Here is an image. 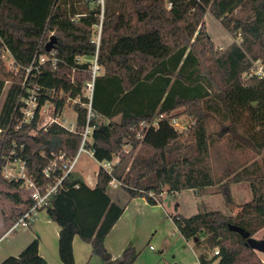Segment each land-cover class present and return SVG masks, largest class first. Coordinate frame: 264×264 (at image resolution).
I'll return each mask as SVG.
<instances>
[{
    "label": "trees",
    "instance_id": "obj_1",
    "mask_svg": "<svg viewBox=\"0 0 264 264\" xmlns=\"http://www.w3.org/2000/svg\"><path fill=\"white\" fill-rule=\"evenodd\" d=\"M122 1L104 0L101 8L92 0H0V51L7 48L19 67L13 74L0 59V97L4 91L0 192L12 202L3 223L11 228L34 206L19 182L1 174L5 157L12 152V158L23 159L27 173L45 187L60 174L49 164L52 154L72 157L80 143L78 131L86 122V107L74 104L75 132L57 123L43 127L37 116L20 124L24 103L19 97L36 84L44 93L41 102L52 90L80 95V102H86L81 90L85 80L92 78L91 63L78 59L96 53L103 74L93 78L90 123L94 128L88 147L97 161L115 156L118 161L110 174L98 170L93 187L78 174L68 173L39 209H45L59 228L61 264H74L75 235L90 244L91 254L103 264L135 262L137 252L132 246L116 259L104 246L105 236L123 211L108 195L112 178L121 181L119 187L129 198L144 197L150 203H155L150 193L159 195L164 189L201 191L222 181L226 187L248 181L253 198L234 217L208 210L187 217L174 215L172 220L185 239L204 236L196 244L199 264H264L245 238L227 226L238 225L249 236L264 228V75L247 76L257 61L264 70V0H131V11H123ZM207 12L234 36L224 48L213 44L204 22ZM50 35L56 40L46 51ZM40 56L48 60L40 62ZM150 84L158 90L153 104L135 105L130 99L118 106L120 97ZM52 100L55 114L67 99ZM179 108L177 114L189 116L192 122L180 131L170 123L177 116L172 112ZM116 115H120L118 122L98 121ZM159 115L163 118L156 127H140ZM46 166L49 177L42 174ZM225 190H221L225 204L231 206ZM215 249L218 253L210 256L207 251ZM36 250L34 239L19 257H9L2 264H46Z\"/></svg>",
    "mask_w": 264,
    "mask_h": 264
},
{
    "label": "rangeland",
    "instance_id": "obj_2",
    "mask_svg": "<svg viewBox=\"0 0 264 264\" xmlns=\"http://www.w3.org/2000/svg\"><path fill=\"white\" fill-rule=\"evenodd\" d=\"M92 1L99 3L101 8H103L104 0ZM122 3L123 11L132 10L131 0H123ZM204 22L212 41L217 43L218 45L224 46L227 43L229 44L234 39V36L230 35L223 28L221 23L213 16H211V14H209L208 12L204 15ZM99 31L100 29L99 27H97L96 34L99 33ZM48 40L49 38L47 39V41ZM215 43H213L215 48L220 49L219 46L215 45ZM1 61L6 70L11 71L13 74H17L19 67H7V65L12 63L8 55L5 56V60ZM25 71V74L27 75L28 69H26ZM97 73L98 75H102L103 67H100ZM89 81L90 80H85L84 85ZM82 90L83 92H86V89H84V87L82 88ZM3 94L4 91L2 92V95L0 97V103L3 100ZM157 95V88L153 85L151 86V84L138 86L136 90L130 92V94L128 93L120 97L118 106L130 102V99L132 100V102L134 101L135 105H151L153 104V101L155 100ZM180 111L181 108L174 110L172 113L177 114ZM76 116L77 112L73 108L72 103H68L66 101L63 112L60 115V119L64 120L66 125L72 123V125L74 126V123L76 122ZM175 117L177 125L176 128L178 129V131L186 129L192 123L191 118L187 115L177 114V116ZM119 119L120 115H116L111 119L98 117L99 122H108L109 120L118 122ZM140 127H142L141 123ZM137 130H140V128L138 127ZM184 138H187V132L184 134ZM123 148L128 149L129 145H124ZM16 166L17 163L15 162L11 164V167H13V169H15ZM97 169V162L87 153L82 152L79 155L75 169L72 172L78 174L83 179L88 180L89 176L93 179L95 178L94 172ZM86 176H88V178ZM226 185L227 187L225 186V182L222 181L220 184L206 187V189L202 191L203 193L201 191H197L199 192V196L203 194L204 196L194 199V202H191L189 192H184L179 196L171 198H167L165 195L162 197V205L164 206L163 209L169 210L170 207L175 205L177 212L185 216H190L192 214H195L196 212L213 209L222 211L227 217H234L237 213H241L242 205L253 198V190L251 188V184L248 181L234 182ZM117 189L121 188L117 186ZM223 189H226L225 192L230 195V199L232 200L233 205H236L238 207V210H235L236 207L233 205L226 206L224 198L225 195L221 191ZM11 206V199L7 198L5 194L0 192V224L4 225L3 229L2 226L0 228V237L2 239L0 241V259L5 258L10 254L13 255L19 252V248L21 247H17L16 242L20 239L25 240L27 238L26 240H28L29 235H32L31 232L35 236H38L39 239L41 236V238L45 240L47 246H50L51 242L53 240L55 241V238L57 241L58 226L51 219L47 221L46 219L49 218L48 216H45L47 214H44V212H40L39 214L38 212H35V214L32 216L33 220L35 221L33 223V227L36 226L35 228L22 230L21 226H18L15 231L11 232L6 237H2V232L9 226L3 223V217L5 215H9ZM141 210L143 212L141 214V218H139L141 219V222H138L137 228L134 222V226L131 225V227H129V230L127 231V236L131 238L128 243H130V246H132L133 249L138 252V256L133 264H197V260L194 257V252H196V250H191V246L184 240L181 234H179L176 227L172 224L171 220H169V217L165 215V212H163L161 208H158V210H144L142 208ZM170 211L172 212L173 208H171ZM172 231L175 232V235L173 236H171ZM253 237L256 239L264 238V230L255 233ZM33 238L34 237H32V239ZM150 247H152L153 249H151ZM256 253L260 260L264 263V252L258 251ZM208 254L210 256L213 255L211 251H209ZM217 260L218 259H216L215 261Z\"/></svg>",
    "mask_w": 264,
    "mask_h": 264
},
{
    "label": "built area",
    "instance_id": "obj_3",
    "mask_svg": "<svg viewBox=\"0 0 264 264\" xmlns=\"http://www.w3.org/2000/svg\"><path fill=\"white\" fill-rule=\"evenodd\" d=\"M170 6V4H168ZM100 28V26H99ZM99 33L95 36L94 42L96 45H98L99 42ZM8 55L12 61L7 67H14L16 64L14 63V60L7 48H2L0 51V59L5 60V56ZM45 60H48L47 56H40L39 61L44 62ZM79 62H85L89 61L91 63V75L92 78L89 82H87L83 87L86 89V92H83L81 90V95L86 99V102H80V95L77 96H70L69 93H63L62 91H55L52 90L50 92L49 96H43L44 99L41 102V88L39 85H34L32 88L27 90L26 95H21L19 97V100L23 101V106L21 107V120L20 124L23 122H29L31 121L35 116H37V120L39 122V125L43 127H47L51 123H57L61 127L67 129L68 131L75 132L76 130V122L74 123V126L72 123L65 124L64 120L60 119V115L63 112V108L61 111L55 112V104L52 100V98H61L63 96H66V101L68 103H72V106L74 104H80L83 107H86V122L84 124V127L82 130L78 131V134L81 136L80 138V143L79 146L75 152V154L72 157H65L63 152H59L56 154H52V157L50 158L49 164L52 167H57L59 169L60 174L55 177L54 181L52 183L47 184L45 187H43L41 184H39L38 181H36L32 176H30L27 173L26 169V162L23 159L19 158H12V152H10L6 157H5V162L1 167V174L3 175L4 178L7 180L15 181L20 183V187L23 189L27 190L30 193V196L34 200V206L28 210L16 223L13 224L11 229H15L18 226H21L22 228H29L31 222L33 221V215L37 210L40 208H43L47 205L48 199L52 196L54 192L58 189V187L62 186V180L63 178L70 172H72L75 169L77 160L79 158V155L82 152L87 153L90 157H92L98 164V169L94 172L95 176L98 173V170L101 168L107 173H111L112 171V165L117 163L118 161V156H115L111 161H97L94 158L93 151L88 147V144L91 143V133L94 128V125L90 123V118L93 117V112L91 110V101H92V94H93V87H94V81L93 78L95 74L99 70V66L97 65L96 62V53L95 55L88 59L87 57H80ZM29 72V68H28ZM253 74L262 76L264 75V70L262 66L257 62L254 63V67L252 71L247 75L251 76ZM27 77V75H26ZM25 77V79H26ZM25 79L22 85L25 84ZM46 95V94H45ZM74 108V107H73ZM163 115H159L155 120L150 121V122H142V126L148 127V126H157V120L162 119ZM170 123L173 127L176 128V118L170 119ZM140 133L137 132L136 138H140ZM128 146V143L125 145ZM129 149V148H128ZM128 149H124L123 151L127 152ZM44 154V153H42ZM17 163V166L15 169L11 167V164ZM42 174L45 177H49L51 174V171L48 166L44 167L42 170ZM108 185L115 188L117 186L121 185V181L116 180L112 178L109 182ZM150 195L154 198V195L150 193ZM214 254L218 253V250L215 249L213 251Z\"/></svg>",
    "mask_w": 264,
    "mask_h": 264
},
{
    "label": "crops",
    "instance_id": "obj_4",
    "mask_svg": "<svg viewBox=\"0 0 264 264\" xmlns=\"http://www.w3.org/2000/svg\"><path fill=\"white\" fill-rule=\"evenodd\" d=\"M215 45L219 46V48H224L226 45H228V43L224 46L218 45L217 43H215ZM86 177L88 178V176H86ZM84 180L90 187H93L95 185V182H96V176L94 179L89 176L88 180H86V179H84ZM204 189H206V188H204ZM204 189L201 190V192L204 191ZM184 192H189V194H190L189 197L191 199V202H194V199H197L198 197L201 198L202 196H204V194L199 196L198 195L199 192H197L195 190H182L180 192L172 193V192H168L167 189H164L159 195H154L153 199H154L155 203H150L144 197L129 198L128 195L126 194V192H124L122 189H117V187L113 188V187L109 186L108 195L110 196L111 200H113V201H115V202H117L123 206L122 213L120 214L119 218L116 220V222L113 224L112 228L109 230V232L107 233V235L104 238V246L107 249V251L109 252V254L111 255L112 259L118 258L120 256L121 252L123 251V249L125 247H127L128 245H130V243H128V241L131 238H129V236H127V231L129 230V227H131V225L134 226V222H135V226L137 228L138 222L141 220L139 218H141V214L143 213L141 210L142 208L144 210H155V209L158 210V208H161L163 210V212H165V215L169 217V220H171L172 224L176 227V225L174 224V222L172 220V217L174 215H181V216H185V215L177 212L175 205L170 207L169 210H164L163 209L164 206L162 205V202H163L162 197L166 195L167 198H171V197L179 196V195L183 194ZM193 196H194V198H193ZM171 208H173L174 212L170 211ZM209 210H213V209H209ZM235 210H238L237 206H236ZM204 211H208V210H204ZM37 212H38V214L40 212H44V214H46L45 209L38 210ZM45 216H47V215H45ZM37 219H38V217H37ZM46 220L49 221L50 219H46ZM34 222H35L34 220L31 222V224H30L29 228H27V230L36 227V226L33 227ZM1 226L3 229L4 225L0 224V228H1ZM176 229L179 232L177 227H176ZM15 230H16V228L15 229L9 228L7 230H4L2 232L3 234L1 233L2 237H4V236L6 237L8 234H10L11 232H13ZM22 230H26V229L22 228ZM58 230H59V228L57 227V234H58ZM261 230H264V228H262ZM260 231H258V232H260ZM31 234L32 235L31 236L29 235L28 240H26L27 238L25 240H23V239L18 240L16 242L17 247H21V248H19L20 249L19 252L15 253L13 255L10 254L9 256H7L5 258H1L0 264H2L9 257H15V258L19 257V255L24 251V249L34 239L37 240L36 253L38 254L39 257L44 259L46 264H61V262L58 258V245H57L58 238H57V241L55 238V241L53 240L51 242L50 246H47L45 240H43L41 238V236L39 239V237L35 236L32 232H31ZM171 234H172L171 236H173V235H175V232L172 231ZM179 234H180V232H179ZM32 237H34V238L32 239ZM203 237H204L203 235L198 234V235H195L189 239H185L184 237L183 238L191 246V250H193V249L196 250V244L198 242H200L201 240H203ZM1 240L2 239L0 237V241ZM150 248L153 249L152 247H150ZM72 251H73V257H74V264H103V262L101 261V259L98 256L91 254L90 244L88 242H84L83 240H81L80 237L77 235H75L73 237V240H72ZM196 252H194V257L197 260V264H199L198 250H196ZM207 252H209V251H207ZM137 256H138V252H137ZM173 264H178V263H173Z\"/></svg>",
    "mask_w": 264,
    "mask_h": 264
},
{
    "label": "water",
    "instance_id": "obj_5",
    "mask_svg": "<svg viewBox=\"0 0 264 264\" xmlns=\"http://www.w3.org/2000/svg\"><path fill=\"white\" fill-rule=\"evenodd\" d=\"M55 36L50 35L49 40L45 43L44 49L46 51H50L55 43ZM229 230L235 231L239 233L243 238H245V243L247 246H249L251 249L259 252H264V238L262 239H256L253 236H249V233L247 231H244L241 227L235 224L229 223L228 225Z\"/></svg>",
    "mask_w": 264,
    "mask_h": 264
}]
</instances>
